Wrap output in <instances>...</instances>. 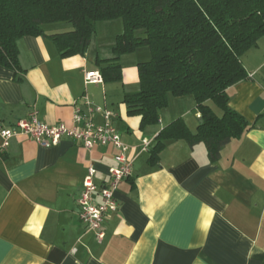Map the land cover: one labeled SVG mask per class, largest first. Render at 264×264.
Listing matches in <instances>:
<instances>
[{"label": "crops", "instance_id": "0c3cea01", "mask_svg": "<svg viewBox=\"0 0 264 264\" xmlns=\"http://www.w3.org/2000/svg\"><path fill=\"white\" fill-rule=\"evenodd\" d=\"M119 22L112 37H93L85 56L62 57L48 36H27L18 42L20 69L0 65V127L33 111L49 125L72 127L75 106L88 113L89 102L114 112L133 162L116 192L119 211L104 222L98 241L81 222L78 200L88 166L104 186L119 150L89 151L66 138L41 147L26 135L13 137L0 153V264H264V36L242 58L248 78L228 89L230 107L253 128L226 144L215 162L205 144L186 140L167 142L152 162L164 128L183 118L196 133L201 114L193 98L170 97L159 122L142 128L123 102L139 90L141 59L125 56L120 82H86L87 72L100 73L98 60L114 56ZM72 29L54 24L45 31Z\"/></svg>", "mask_w": 264, "mask_h": 264}, {"label": "trees", "instance_id": "16d2710c", "mask_svg": "<svg viewBox=\"0 0 264 264\" xmlns=\"http://www.w3.org/2000/svg\"><path fill=\"white\" fill-rule=\"evenodd\" d=\"M114 20L123 32L114 56L97 62L104 82L122 80L123 57L151 52L137 65L139 90L124 97L128 115L140 117L142 128L155 125L170 97L193 98L201 114L196 133L183 118L164 128L152 162L172 140L205 144L215 162L253 128L230 107L228 89L248 78L242 58L264 36V0H0V65L20 69L18 42L27 36H48L62 57L85 56L97 24ZM54 24L73 29L47 35Z\"/></svg>", "mask_w": 264, "mask_h": 264}, {"label": "built area", "instance_id": "2783aa9c", "mask_svg": "<svg viewBox=\"0 0 264 264\" xmlns=\"http://www.w3.org/2000/svg\"><path fill=\"white\" fill-rule=\"evenodd\" d=\"M102 81L99 72L86 73L87 83L96 84ZM86 106L88 113L80 106H75L72 127L62 123L49 125L42 122L38 118L37 111H33L26 119L20 120L11 128L0 127V135L3 139L0 153L4 152L10 140L18 135H26L34 139L41 147L56 146L66 138L80 142L89 151L96 146L113 145L117 148L118 166L109 170L108 183L101 187L95 183L97 170L93 164H90L78 200L81 222L88 230L95 232L98 241H102L105 235L103 224L112 213L119 211L116 192L119 185L131 177L133 162L127 157L130 148L122 141L121 134L114 124V112L102 107H93L89 102H86ZM92 114H99L103 119L102 123H96ZM149 144V141H145L144 149ZM95 193H98L99 202L95 200Z\"/></svg>", "mask_w": 264, "mask_h": 264}, {"label": "rangeland", "instance_id": "374dc122", "mask_svg": "<svg viewBox=\"0 0 264 264\" xmlns=\"http://www.w3.org/2000/svg\"><path fill=\"white\" fill-rule=\"evenodd\" d=\"M119 21L121 20H114V21H107V22H99L97 24V33L94 35V37H103V36H110L112 37L116 31L115 26L119 25ZM131 56L127 57L131 59L130 61L137 62V60L141 59L139 62L148 61L151 59V52L149 48L142 47L137 49L134 53L130 54ZM127 57L122 58L121 62L123 61L126 63ZM123 66V65H122Z\"/></svg>", "mask_w": 264, "mask_h": 264}, {"label": "water", "instance_id": "95a60500", "mask_svg": "<svg viewBox=\"0 0 264 264\" xmlns=\"http://www.w3.org/2000/svg\"><path fill=\"white\" fill-rule=\"evenodd\" d=\"M202 122V120H200V123Z\"/></svg>", "mask_w": 264, "mask_h": 264}]
</instances>
